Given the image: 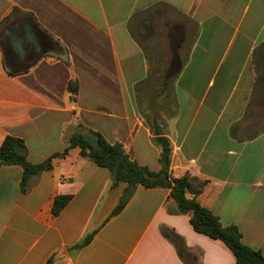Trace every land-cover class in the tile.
Segmentation results:
<instances>
[{
	"label": "crops",
	"instance_id": "crops-1",
	"mask_svg": "<svg viewBox=\"0 0 264 264\" xmlns=\"http://www.w3.org/2000/svg\"><path fill=\"white\" fill-rule=\"evenodd\" d=\"M52 1L64 14L46 20L28 7L34 2L45 11L42 0L0 4V25L16 11L27 12L1 37L0 147L8 135L22 138L28 160L39 164L63 152L74 133L94 130L121 143L141 166L160 171L164 148L136 89L154 69L144 42L160 19L169 31L168 14L178 13L196 32L175 80L176 109L158 124L172 150V176L206 181L196 200L224 226H237L243 243L264 255V0ZM155 6L160 11L148 14ZM142 13L149 18L143 30ZM23 19H33L45 39L56 41L63 59L51 49L37 61L28 41L17 54L8 44L13 38H6ZM187 25L182 22V50ZM70 82L77 93L68 89ZM0 176V264H47L51 258L52 264H194L193 257L199 264H236L222 241L194 230L189 214L169 212L177 206L169 188L138 185L111 217L128 184L113 186L110 170L78 148L34 176L26 193L22 167L3 166ZM58 196L72 198L54 216ZM163 226L182 237L187 250L166 239Z\"/></svg>",
	"mask_w": 264,
	"mask_h": 264
},
{
	"label": "trees",
	"instance_id": "trees-1",
	"mask_svg": "<svg viewBox=\"0 0 264 264\" xmlns=\"http://www.w3.org/2000/svg\"><path fill=\"white\" fill-rule=\"evenodd\" d=\"M159 11L158 6H155L148 11V14L158 13ZM145 14L142 13L138 16L140 18L138 28L141 30L149 27L146 24L149 18ZM10 75L14 74L10 73ZM141 85L143 83L140 84V87ZM68 89L73 93L78 92V87L74 82L69 83ZM138 90L139 86L136 91ZM167 104L169 105L170 103L167 102ZM68 143L69 145L63 152L53 154L42 163L33 164L28 160L26 141L22 138L8 135L0 147V170L3 166L17 165L22 167L23 176L20 188L22 193H26L28 192L30 180L34 176L43 171L52 170L54 159L65 158L72 149L78 148L82 157L89 158L97 166L110 170L113 177V186H117L120 183L128 184V188L111 217L118 215L125 208L138 185H142L145 188H169L171 189V198L177 205L175 209H169L170 213L189 214L194 230L211 239L222 241L235 256L236 264H264L262 252L254 250L243 243V235L237 226H224L213 211L202 206L196 200V196L200 195L206 187V181H202L188 173L181 178L172 176V150L170 147L163 149L159 158L162 168L160 171L155 172L131 159L121 143H110L100 132L94 130L76 132L70 137ZM188 195H193L194 198H189ZM71 198V196L56 197L53 204V215H60ZM161 232L166 239L176 245L178 250H187L184 239L176 234L174 230L163 226ZM93 237L94 233L87 236L79 247L88 245ZM179 254L181 255V252ZM192 262L199 264L196 257L192 258ZM52 263L53 258L47 264Z\"/></svg>",
	"mask_w": 264,
	"mask_h": 264
},
{
	"label": "rangeland",
	"instance_id": "rangeland-1",
	"mask_svg": "<svg viewBox=\"0 0 264 264\" xmlns=\"http://www.w3.org/2000/svg\"><path fill=\"white\" fill-rule=\"evenodd\" d=\"M3 1L4 0H0V4H2ZM33 5L34 2H32V5L28 3V7L36 10L39 16H42L45 20L50 19L54 14H64L52 0H42L41 7L47 11L46 16L42 15L41 11H45H40V6L34 8ZM25 16H27V12L16 11L12 14L10 19L24 18ZM167 19L172 23V26L169 28L170 32L168 31L167 26H165L164 20L160 19L156 25L155 35L151 41L144 42V48L146 49L148 57L151 59L154 69L150 81L138 90L139 105L144 117L153 130H155V127L160 123L164 113H172L176 109L177 100L175 93V80L179 72V66L182 64V58H184L187 51L190 49L196 32L195 26L178 13L170 11ZM11 20L8 19L3 21L0 25V45L3 47L4 44L3 42L1 43L2 33L7 29L6 26ZM182 22H187L188 24L187 41L183 46V50L179 43L182 37ZM40 46V53L43 51L45 54L51 49L52 52H57L56 41L52 39L42 40ZM53 57L63 59V57L57 55V53L53 55ZM167 102L170 104L168 105Z\"/></svg>",
	"mask_w": 264,
	"mask_h": 264
},
{
	"label": "water",
	"instance_id": "water-1",
	"mask_svg": "<svg viewBox=\"0 0 264 264\" xmlns=\"http://www.w3.org/2000/svg\"><path fill=\"white\" fill-rule=\"evenodd\" d=\"M27 30L25 32H20L19 30H16L13 35V39L8 41V44H12L18 48L19 52H22V47L25 45V42L28 41L31 43L36 51V54H34L33 57H36L37 61L42 57L41 52V42L42 40H45V32L40 29V27L36 24V22L33 19H28L27 21ZM6 34H9L6 32ZM37 41V44H36ZM154 134L156 137L157 142L160 144L162 148L170 147L169 141L163 137L162 132L158 126L155 127Z\"/></svg>",
	"mask_w": 264,
	"mask_h": 264
},
{
	"label": "flooded vegetation",
	"instance_id": "flooded-vegetation-1",
	"mask_svg": "<svg viewBox=\"0 0 264 264\" xmlns=\"http://www.w3.org/2000/svg\"><path fill=\"white\" fill-rule=\"evenodd\" d=\"M27 20L26 19H23V20H20L18 23H14V24H12L11 25V27H10V30H11V33H10V35L9 36H7V38L6 39H9V38H11V37H13V35H14V32L16 31V30H18L19 29V31L20 32H25V30H27V22H26ZM29 45H31V44H29ZM29 49V50H28ZM27 50L30 52V57H32V56H34V54H36V51H35V48H33V45H32V48H28ZM26 50V51H27ZM27 51V52H28ZM17 54H20V52H18V51H15Z\"/></svg>",
	"mask_w": 264,
	"mask_h": 264
}]
</instances>
